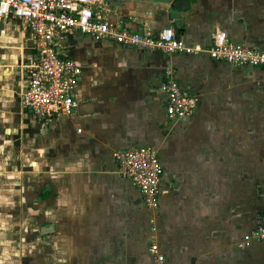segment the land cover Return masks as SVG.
<instances>
[{
    "label": "crops",
    "instance_id": "obj_1",
    "mask_svg": "<svg viewBox=\"0 0 264 264\" xmlns=\"http://www.w3.org/2000/svg\"><path fill=\"white\" fill-rule=\"evenodd\" d=\"M96 14L137 32L165 27L189 47L213 34L264 49V0H101ZM34 38L0 18V264H264V243L237 242L263 218L264 70L204 52L142 51L73 33L58 47L80 66L70 116L38 123L22 106ZM171 69L196 100L169 120L160 90ZM151 147L164 168L159 206L147 209L112 154Z\"/></svg>",
    "mask_w": 264,
    "mask_h": 264
},
{
    "label": "built area",
    "instance_id": "obj_2",
    "mask_svg": "<svg viewBox=\"0 0 264 264\" xmlns=\"http://www.w3.org/2000/svg\"><path fill=\"white\" fill-rule=\"evenodd\" d=\"M98 2L101 0H0V18L11 15L21 19L34 38L33 58L22 73L21 101L38 123L70 116L74 110L73 94L82 70L58 52L60 43L73 33L94 42H113L167 55L204 52L210 59L235 68L264 70V49L232 43L224 31L215 32L213 43L207 48L189 47L176 39L169 27L152 34L113 24L96 14L93 6ZM159 87L167 97L165 113L169 120H183L196 108L195 98L179 85L171 69L164 71ZM112 158L121 178L138 189L144 206L149 210L157 209L164 174L157 151L151 147L121 149L114 151ZM254 242L264 243V207L261 222L242 235L236 245L244 250ZM147 251L151 264H167L155 242Z\"/></svg>",
    "mask_w": 264,
    "mask_h": 264
},
{
    "label": "water",
    "instance_id": "obj_3",
    "mask_svg": "<svg viewBox=\"0 0 264 264\" xmlns=\"http://www.w3.org/2000/svg\"><path fill=\"white\" fill-rule=\"evenodd\" d=\"M107 1H110L113 5H115L117 7L120 5L128 3L129 1H145V2L154 3V4H159V3L166 4V3L172 1V7H173V6H175V2H177L178 0H107Z\"/></svg>",
    "mask_w": 264,
    "mask_h": 264
}]
</instances>
